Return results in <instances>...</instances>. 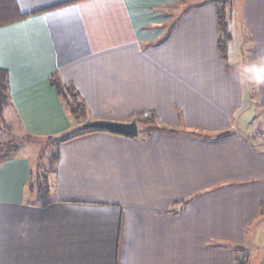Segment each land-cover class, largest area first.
<instances>
[{
	"label": "crops",
	"instance_id": "1",
	"mask_svg": "<svg viewBox=\"0 0 264 264\" xmlns=\"http://www.w3.org/2000/svg\"><path fill=\"white\" fill-rule=\"evenodd\" d=\"M17 1L43 11L0 28L11 130L139 136L60 143L45 194L30 157L0 162V264H264V0H233L227 55L212 0Z\"/></svg>",
	"mask_w": 264,
	"mask_h": 264
},
{
	"label": "trees",
	"instance_id": "2",
	"mask_svg": "<svg viewBox=\"0 0 264 264\" xmlns=\"http://www.w3.org/2000/svg\"><path fill=\"white\" fill-rule=\"evenodd\" d=\"M213 3L216 4V15H217V27L219 29V50L222 55H227L228 53V45L229 42L232 40L231 38V32H230V26L229 22L232 18V12H233V6L234 2L233 0H212ZM66 2V3H71ZM66 3H64L66 5ZM62 4V5H64ZM50 9V8H49ZM52 9V8H51ZM43 11V10H42ZM42 11H37L35 13L29 14L24 13L21 11V8L18 4L17 0H0V28L7 27L16 23H19L20 21H23L30 17L31 15L41 13ZM52 83L55 86L56 90L61 96V99L63 100L64 104H66L68 110L77 117L82 116V114L85 112V106L80 103V94L76 91L75 87L71 84L67 85L62 83L61 81H58L55 76L52 78ZM10 106V95H9V87H8V74L6 71L0 69V135H3L5 132L12 133L11 128L8 126L4 114L7 108ZM156 120L155 116H151L149 125H152L154 121ZM151 128H156L157 126H152ZM159 130V129H158ZM95 131H101V132H109L112 134H115L110 131L106 130H88L83 132H76L73 131L69 134L59 136L58 138H48V139H54L52 141H55L53 151L55 154L51 155L50 161V169H45L36 172L33 174L30 189L32 192H42L43 194L48 193L50 191V183L48 180V177L50 174H53L56 171V167L58 164V152L57 149L60 145V143L69 141L71 138L78 137L80 135H83L84 133L89 132H95ZM164 132H173L172 130H164ZM117 135V134H116ZM11 140H15V136L12 134L10 135ZM14 141L10 143L3 144L0 140V162H3L5 160H8L10 158L14 157V154L12 152L14 151ZM43 169V167H41Z\"/></svg>",
	"mask_w": 264,
	"mask_h": 264
},
{
	"label": "rangeland",
	"instance_id": "3",
	"mask_svg": "<svg viewBox=\"0 0 264 264\" xmlns=\"http://www.w3.org/2000/svg\"><path fill=\"white\" fill-rule=\"evenodd\" d=\"M150 117H143V122L147 125H149ZM84 124V123H83ZM151 126V125H150ZM12 135L15 136V140L10 139V133L5 132L3 135H0V140L3 142V144L10 143L14 141V151L12 154L18 155V154H25L28 157L31 158L34 164V168L38 169L42 172V170L50 169V161L51 155L55 154L53 151L55 150L54 145L55 141H52L54 139H29L28 137H31L30 134H23L22 131L18 133V131L13 130L12 128ZM19 134V135H18ZM34 143V144H32ZM53 159V158H52ZM51 159V160H52ZM43 167V169H41ZM245 257L241 259L239 264L246 263Z\"/></svg>",
	"mask_w": 264,
	"mask_h": 264
},
{
	"label": "water",
	"instance_id": "4",
	"mask_svg": "<svg viewBox=\"0 0 264 264\" xmlns=\"http://www.w3.org/2000/svg\"><path fill=\"white\" fill-rule=\"evenodd\" d=\"M108 130L117 135H123L127 137H138L139 136V125L135 119L129 123L113 120H95L91 123H84L80 126L76 132H83L88 130Z\"/></svg>",
	"mask_w": 264,
	"mask_h": 264
},
{
	"label": "built area",
	"instance_id": "5",
	"mask_svg": "<svg viewBox=\"0 0 264 264\" xmlns=\"http://www.w3.org/2000/svg\"><path fill=\"white\" fill-rule=\"evenodd\" d=\"M256 134H260V132H257ZM264 135V134H263Z\"/></svg>",
	"mask_w": 264,
	"mask_h": 264
},
{
	"label": "clouds",
	"instance_id": "6",
	"mask_svg": "<svg viewBox=\"0 0 264 264\" xmlns=\"http://www.w3.org/2000/svg\"><path fill=\"white\" fill-rule=\"evenodd\" d=\"M262 82H264V81H262Z\"/></svg>",
	"mask_w": 264,
	"mask_h": 264
}]
</instances>
